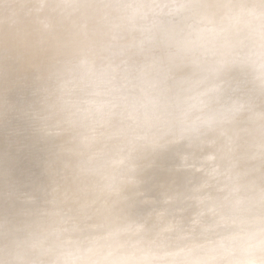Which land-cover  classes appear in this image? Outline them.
Here are the masks:
<instances>
[{"label": "clouds", "instance_id": "9594fccd", "mask_svg": "<svg viewBox=\"0 0 264 264\" xmlns=\"http://www.w3.org/2000/svg\"><path fill=\"white\" fill-rule=\"evenodd\" d=\"M0 264H264V0H0Z\"/></svg>", "mask_w": 264, "mask_h": 264}]
</instances>
